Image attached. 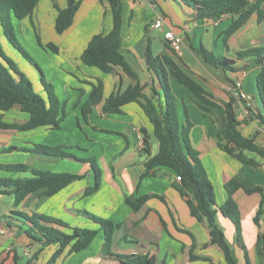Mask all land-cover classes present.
I'll list each match as a JSON object with an SVG mask.
<instances>
[{"label": "crops", "instance_id": "0c3cea01", "mask_svg": "<svg viewBox=\"0 0 264 264\" xmlns=\"http://www.w3.org/2000/svg\"><path fill=\"white\" fill-rule=\"evenodd\" d=\"M80 1L81 5L73 25L55 38L58 40L55 44L59 47L60 53L55 55L42 47V50L48 51L43 50V52L46 55L49 54V81L59 82V84L54 83L55 91L61 101L66 103V118L61 122L59 130H53L50 127H41L27 132L0 129V166L9 164V155L17 154L21 160L20 163L32 169L54 173L86 174V177L51 197L43 196L41 191L35 192L18 206L15 205L14 196H0V227L6 230L4 235H0V264H48L59 248L58 245L43 247L41 243L32 241L25 233L27 225L14 215V211L30 215L37 213L61 220L71 228L90 230H99L100 225L83 215V211L111 221L116 226L112 252L120 256H144L152 258L154 264H227L221 249L218 246L209 245L211 238L208 224L199 222L190 214L186 198L174 188L178 181L173 169L157 168L154 176L145 177L140 181V176L146 170L145 163L150 158L143 152L142 128L147 130L150 138L151 156L155 155L159 149V144L153 135L154 127L143 108L133 102L122 108V114H104L102 111L104 102H102L93 108L88 121L84 119L82 104L88 100L92 86L83 80L97 83V79H101L104 83V99L116 91H125L132 81L121 70H118L116 74H104L97 68L88 67L82 62V54L92 37L96 34L111 32L113 17L108 3H100L98 0ZM57 3L62 9L67 6V0H57ZM122 3L121 53L138 73L142 85L146 86L144 93L147 96L153 95L152 88L157 86V83L153 81V75L146 64V36L151 39L155 55L179 56L194 78L203 85L204 82L200 76L206 77L205 71L209 72L212 68L204 64L191 49L192 45L199 48L203 44L213 52L217 51L234 58L238 52L264 44V19L258 23L257 15H254L242 29L230 37L227 50L224 52L223 39L217 40L214 45L211 44L216 32L212 26L215 24L220 29L228 27L231 23L230 16H225L216 22L195 21L192 18L193 10L184 4L190 13H186L188 19L183 21L182 18L174 17L169 13V6L172 12L173 9H177L176 7L183 9L184 6L177 0H122ZM174 3H178L179 6L173 8ZM262 9L264 10V3ZM57 15L58 11L51 0H41L32 18L27 17L20 21L13 16V21L16 25H20L19 33L23 36L29 32L36 34V30H40L43 34L46 27L55 29ZM94 15L95 17H92ZM142 17L145 22H138L144 20ZM158 17L166 19L164 30H173L182 36L181 54L172 51L169 43L164 40L162 31L153 29V24ZM147 19L150 21L148 22ZM223 20H225L224 24ZM146 26H149L148 32H146ZM260 28L261 31H259ZM155 31H158L159 35ZM223 31L221 30V33ZM41 37L42 42L47 44V41L43 40V35ZM242 63L249 69L254 67V72L245 71L244 73ZM258 65L251 63V58H245L237 62V66L242 68L238 73H231L229 76L222 72L227 79V83L223 86L231 90L230 80L234 78L233 81L236 84L240 82L239 90L246 94L245 101L253 109L260 106L259 101L256 102L259 99L257 86L254 84ZM250 77L253 83L247 85ZM225 78L224 81H226ZM175 80L171 77L172 85ZM80 89H83L85 94L82 103L76 105L81 95ZM206 89L214 93L211 89ZM234 89L237 91L236 86L231 91ZM45 95L44 92L43 96ZM177 101L180 112L178 98ZM248 112L245 109L243 114ZM71 115L76 116L75 125L81 133L83 132L81 140L73 142L58 138L56 134L63 130L68 116ZM3 118L8 123L23 124L28 121L29 116L22 113L19 107H15L5 113ZM180 121L183 123V120ZM194 124L191 134L192 143L200 152V158L215 187V193L217 191L219 193L216 197L218 206L227 199L225 184L232 178L238 179L248 188L264 187V158L254 152L245 151L249 161L245 164L241 163L218 147L216 140L218 125L211 117H205L203 113L202 130L199 134H196L198 126ZM252 126L245 127L252 131L254 129ZM256 129L259 130L256 142L264 147V130L260 126H256ZM35 134L43 135V139L41 141L36 138L34 141L26 139L27 136ZM244 135L251 136V133L245 131ZM15 142L30 146L44 144L50 147L80 145L82 148L79 152L82 157L79 158H95L101 169L100 189L92 195H85V190L95 184V174L90 164L18 150L6 152V149L16 146ZM31 176L30 172L9 175L0 170V178L25 179ZM145 195L151 197L139 210H134L126 202L128 196L138 198ZM234 199L239 203L242 238L248 249L251 264H264V255L259 257L256 247L258 236L264 233V194L263 196L259 193L247 194L244 190H239L234 195ZM262 200L263 214L257 220L256 216ZM217 222L234 248L238 263L246 264L244 251L239 246L233 223L220 212ZM58 228L71 232L68 228ZM104 241V232L99 230L86 249L70 253V247H66L51 264H123L118 259L103 254Z\"/></svg>", "mask_w": 264, "mask_h": 264}, {"label": "trees", "instance_id": "16d2710c", "mask_svg": "<svg viewBox=\"0 0 264 264\" xmlns=\"http://www.w3.org/2000/svg\"><path fill=\"white\" fill-rule=\"evenodd\" d=\"M58 11L55 30L63 34L72 25L78 12L81 1L67 0V6L60 8L57 0H51ZM100 3H108L113 17V28L108 34H96L92 37L88 46L82 54V62L88 67H94L104 74H116L121 70L127 75L132 83L125 91H116L107 99H104V83L97 79V83L83 80L92 86L88 100L82 104V114L88 121L93 108L103 103L104 114H122V108L136 102L144 110L154 127V137L159 144L158 152L151 156V142L148 132L142 128L144 149L143 152L150 158L145 163V172L140 176V181L145 177L154 176L157 168L168 167L181 177L174 188L186 198L190 214L199 222H206L210 230L209 245L218 246L227 264H239L234 248L226 238L223 228L217 222L220 212L230 220L236 228L239 246L244 251L246 264H251L248 249L242 238V218L238 203L234 195L239 190L247 194L259 193L263 196L264 187H246L236 178H232L225 184L228 193L227 199L221 206L216 201L215 187L209 174L200 158V152L192 143V130L195 124L192 122L188 108L184 104L185 122L181 123L177 110V97L173 93L171 77L176 79L182 86L190 91L197 99L199 108L203 112L210 111V107L221 110V122L218 126L216 136L218 147L225 153L237 159L241 163H248L249 158L245 151H250L264 158V147L256 142V134L246 136L239 128V121L235 111V103L238 98L234 89L229 100L220 104L202 83L198 82L179 56L172 57L169 54L155 55L152 49V42L146 36L145 58L148 70L153 75V95L147 96L144 93L145 85L140 82L138 73L121 53L123 45V3L122 0H98ZM184 3L193 10L192 18L195 21L216 22L225 16H230V25L222 32L223 41L227 47L228 40L240 29H242L254 15H257L258 23L264 19L262 5L264 0H177ZM41 0H0V16L4 35L8 42L19 51L30 63H32L42 75V86L45 89V97L34 92L32 83L17 67L15 61L3 50L0 42V129H12L20 132H27L41 127H50L53 130L61 128V122L66 118V103L61 101L52 84L45 80V74L40 69L36 60L30 56L27 50L19 43L12 16L22 21L27 17L32 18ZM149 26H146L148 32ZM38 43L54 53H59V47L54 43L44 44L38 30H36ZM167 44V43H166ZM172 49V48H171ZM191 49L201 58L204 64L210 68L228 73H238L242 68L237 66L238 61L251 58V63L263 65L256 77L258 99L260 106L252 109L245 100H241L247 109L252 112L253 119L257 120L259 126L264 130V44L253 47L236 54L232 58L224 54L213 52L203 44L199 48L191 46ZM172 51H174L172 49ZM175 52V51H174ZM176 53V52H175ZM177 54V53H176ZM247 66H245L246 68ZM245 70V69H244ZM236 85V82L230 80ZM80 97L76 105L82 103L85 91L80 89ZM19 107L22 113L29 116L23 124H13L4 121V115L8 111ZM63 114V115H61ZM208 117L207 113H204ZM30 149L24 150L31 154L57 157L61 159H73L80 163L90 164L95 174V184L85 190L89 196L97 192L101 187V169L95 158H79L75 154L66 152L67 148L74 146L50 147L44 144H34ZM23 151L22 148L12 146L6 152ZM0 170L15 173L30 172L31 177L25 179L0 178V196L9 195L15 197V205H20L29 195L41 191L45 197L56 195L74 182L86 177V174L54 173L39 171L30 168L25 164H7L0 166ZM151 196L141 197L128 196L126 202L134 209L143 207ZM90 220L100 225L99 230L104 232L103 254L118 259L123 264H154L152 258L144 256H120L112 252L116 226L113 222L102 219L87 211L82 212ZM263 214V200L257 213L258 220ZM20 221L27 225L26 235L34 242H39L43 247L58 245L59 248L52 256L48 264H51L61 255L64 248L70 247V253L86 249L95 238L99 230L82 228H71L65 222L53 217L37 213L27 214L14 211ZM58 227L71 230L65 232ZM258 256L264 255V233L258 236Z\"/></svg>", "mask_w": 264, "mask_h": 264}, {"label": "rangeland", "instance_id": "374dc122", "mask_svg": "<svg viewBox=\"0 0 264 264\" xmlns=\"http://www.w3.org/2000/svg\"><path fill=\"white\" fill-rule=\"evenodd\" d=\"M176 6H179L178 3H174L173 8L176 7ZM182 6H184V7H182L183 8L182 10L180 8L176 7L177 9H173V12L171 10V7L169 6V11H170L169 13L174 15V17H179L180 19L182 18V20L184 21V20L188 19L187 16H186V13H190V12H189V9L188 10L186 9L184 3H182ZM92 17H95V15L92 16ZM11 18H12V24L14 26V29H15V32H16V36H17V39H18L19 43L22 45V47H24L27 50V52L30 54V56H32L36 60V62L39 65L40 69L45 74V80L48 83L52 84L53 87H54V90H56V85L54 83L59 84V82L57 81V82H53L52 83L51 81H49V77H50L49 76L50 75L49 74L50 73V69H49V65H50L49 54L46 55V53L43 52V50L44 51H46V50L45 49L42 50L43 46L38 43L37 37L34 34V32H32V33L29 32V33L26 34V36H23L22 33H19V26L20 25H16V23H14L13 16ZM142 18L144 19V17H142ZM149 21L150 20H148V22ZM224 21L225 20H223V22H222L223 24H224ZM90 22H91V20L89 21V23ZM138 22L144 23L145 19L143 21H138ZM257 22H258V20H257ZM255 25H256V23H255ZM257 26L258 25H256V27ZM212 27H214L216 29L214 38L211 41V44L214 45L217 40L221 41L223 39L221 30L223 31L227 27L223 28V29H220L215 24H213ZM44 29L45 30L43 31V34H41V32L39 30L40 35H43V40L47 41V43H51L52 42V43L55 44L58 41L57 39H55V38H57L58 33H56L55 29H52V28H49V27H46ZM261 30L262 29L260 28L259 31H261ZM155 33L157 35H159L158 31H155ZM0 42H1V45L3 47L4 52L10 58H12L13 61H15V63L17 65V67L19 68V70L22 73H24L26 75L27 79L32 83V85H33L32 88H33L34 92H36V93L40 94L41 96H43L44 92H45V89L43 88L42 82H41V80H42L41 72L32 63H30L19 51L14 49V47L8 42V40L6 39V37L4 35V28L2 26L1 16H0ZM224 45H223V51L225 52L227 50V47L224 46ZM48 50L50 52H53L51 49H48ZM46 52H48V51H46ZM59 53H60V51H59ZM59 53H54V54L58 55ZM216 53H218V52L216 51ZM60 59H62V58H60ZM48 62H49V64H48ZM241 65H242L241 67L243 68V72L244 73H246L248 71L249 72H254L253 71L254 67L252 69L251 68L249 69V67L245 68V66H247V65H244V63H242ZM257 67H259V69H257V71L259 72L262 67L259 66V65ZM52 74H53V72H52ZM205 74H206V77L204 75L200 76L202 78L203 82H204L203 86L205 88H209L212 91H214V93H212V92L211 93L214 95L215 99L220 104H223L224 101H228L229 97H230V94L233 93V91H231L234 88L233 84L230 82L229 85L232 88H231V90L230 89L228 90L227 87H225V85L223 86L224 83H227V79L225 78V76L223 75L222 72L215 71L214 69H210L209 72L205 71ZM228 75L231 76V73H228ZM224 78L226 79V81H224ZM232 80H235V79L233 78ZM252 83H253V80H252V77H250L247 80V85H250ZM254 84L256 85L255 82H254ZM246 88H247V90L249 89L248 87H245V89ZM172 89H173V93L177 96V98L179 99V102H180V112L178 111L179 119L183 120V122H185V114H184L185 110H184V104H183V103H185L187 108H188V112H189V115H190V118H191L192 122L196 123V125L198 126L196 134H199L201 132V130H202L201 129L202 128V124L201 123H202V120H203V113H207L208 117H211L216 125H218V126L220 125L219 122H221V119H222L221 110H219V109H217L215 107H210V109H209L210 111L203 112L199 108L198 99L190 91H188L184 86H182L177 80H175V83H173ZM185 91L188 92V93L184 94L183 92H185ZM186 95H189L191 98L186 96ZM241 100L242 99L239 100V98H238L237 102L235 103V111H236V115H237L238 121L240 123L239 128H240V130L242 132L244 131V133H245V131L248 132V133H251V136H253L255 134L257 135L259 133V130L256 129V126H259V124H258L257 120L253 119L252 112L247 109V107L245 106V104ZM258 101L259 100H256L257 103H258ZM251 108L253 109V107H251ZM245 109L247 111H249L248 114H243V111H245ZM177 110H178V108H177ZM75 120H76V116H74V115L68 116V118H67V120H66V122L64 124L63 130L60 131L59 133H56L58 135V138L69 139V140H72V142L73 141H77V140H81V138H82L81 134L83 132L81 133L80 130L76 127ZM252 124L254 126H252ZM248 125L254 127V129H252V131H251V129L245 127V126H248ZM81 128H82V126H81ZM42 136H40L39 134H35L34 136L33 135H29V136L26 137V139L30 140V141H34L35 140L34 138H36L37 140L41 141L43 139ZM156 142H157V140H156ZM15 143H17V142H15ZM69 143H71V142H69ZM16 146L22 148L23 152H24V150L30 149V148L33 147L32 145L30 146V145H24V144H20V143H17ZM73 146H77L78 149H76L77 147H74L75 149L72 148V150H70L71 149L70 148V149H67L65 151L69 152L71 154L78 155V157H82L80 152H79V150L82 147L80 145H73ZM25 153H29V152H25ZM8 161H9V164H18V163H20L21 160L18 157V155L15 154V155H9ZM2 171H4L5 173H8L9 175L11 174V172H7L5 170H2ZM215 194H216V197H217L219 195L218 191ZM235 201H236V199H235ZM238 205H239V203H238Z\"/></svg>", "mask_w": 264, "mask_h": 264}, {"label": "built area", "instance_id": "2783aa9c", "mask_svg": "<svg viewBox=\"0 0 264 264\" xmlns=\"http://www.w3.org/2000/svg\"><path fill=\"white\" fill-rule=\"evenodd\" d=\"M166 24V19L163 17H158L154 24H153V29L154 30H160L163 32V38L164 40H166L170 47L177 53V54H181L182 51V45H183V38L180 34L175 33L173 30H169L166 31L164 30ZM236 95L237 97L242 100H245L247 98L246 94H244L243 92H241L239 89L241 87L240 82H237L236 84ZM142 146L144 148V142H142ZM177 181H181V177L177 176ZM6 233V230L2 227H0V235H4Z\"/></svg>", "mask_w": 264, "mask_h": 264}]
</instances>
